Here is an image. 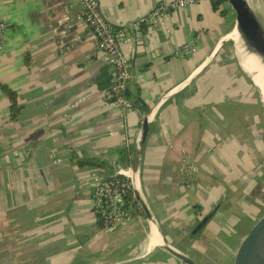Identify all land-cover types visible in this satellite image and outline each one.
<instances>
[{
  "label": "crops",
  "instance_id": "0c3cea01",
  "mask_svg": "<svg viewBox=\"0 0 264 264\" xmlns=\"http://www.w3.org/2000/svg\"><path fill=\"white\" fill-rule=\"evenodd\" d=\"M159 1L98 0V9L129 34ZM226 4L215 9L199 0L171 10L144 26L139 42L120 43L132 103L122 109L106 93L113 78L106 55L75 20L77 0H0V83L19 104L11 119L0 89V264H184L162 248L136 199L131 220L101 228L91 180L111 176L118 165L137 164L160 231L196 264L211 261L217 241L232 237V244L248 228L264 197V109L234 43L219 47L186 87L159 103L139 150L135 145L144 116L139 98L149 111L195 72L234 27ZM196 36L189 55H175ZM184 155L193 166L189 181L178 172ZM217 203L216 217L192 236Z\"/></svg>",
  "mask_w": 264,
  "mask_h": 264
},
{
  "label": "built area",
  "instance_id": "2783aa9c",
  "mask_svg": "<svg viewBox=\"0 0 264 264\" xmlns=\"http://www.w3.org/2000/svg\"><path fill=\"white\" fill-rule=\"evenodd\" d=\"M80 10L75 20L84 23L92 32L97 48L108 57V64L113 74L107 95L113 103L122 109L131 107L129 100L123 96V90L129 79V64L120 49V43L130 39V34L124 29L112 27L98 9V0H77ZM199 0H162L153 5L144 15L134 20L131 33L135 41L142 38L143 27L154 23L171 10L184 8ZM6 22L0 15V49L4 46ZM198 40V36L189 43L181 45L175 52L179 57L189 55ZM184 155L178 171L188 175L190 165ZM131 166L118 165L111 176L103 177L95 174L91 180V198L93 213L104 230H113L131 220L134 216L132 202L134 195L131 186Z\"/></svg>",
  "mask_w": 264,
  "mask_h": 264
},
{
  "label": "water",
  "instance_id": "95a60500",
  "mask_svg": "<svg viewBox=\"0 0 264 264\" xmlns=\"http://www.w3.org/2000/svg\"><path fill=\"white\" fill-rule=\"evenodd\" d=\"M226 2L228 3L230 9L232 10L235 16L234 27L230 32L225 34L215 43L209 54L205 57V59L203 60L201 65L195 70V72L192 75L188 76L186 79H184L182 83L178 85L173 91L161 97V99H159L156 105L149 111H148V105L139 98V101L141 103L139 109L144 111V116L142 118V127L140 131V135L136 140V144H135L138 150L143 143L146 134L147 123L150 117L152 116L153 112L155 111L156 107L159 105V103L172 97L173 95L181 91L184 87H186L192 81V79L204 69L211 55L225 43L232 42L235 44L237 41H239L245 52L249 55L250 58L254 60L255 64L258 67L263 68L264 70V18L259 14L257 9L258 7L255 6V4H252L249 0H226ZM129 34H130L129 40H132L136 43L132 33L130 32ZM106 61L108 63V57H106ZM244 70L246 72V75L251 80V83L255 87L264 109V98L261 87L255 81L253 75L249 71H247L245 67ZM129 74H130V70H129ZM123 96L126 97L128 100L131 96L127 85H125V88L123 90ZM129 102L131 103L130 100ZM130 166H131L130 180H131V186H132V192L134 198L141 206L145 216L147 217L149 224L157 229L160 235V244L162 248L172 256L179 259L184 264H195L189 255L183 253L174 246L170 245L166 240V238L164 237V235L162 234V232L160 231L157 221L151 214V211L147 203L145 202V198L143 197L137 164L133 163ZM218 208H219V203L214 207L212 211H210L200 220L197 221V223L194 225L191 231L192 236H197L200 233V231L209 223V221L215 215ZM263 263H264V212L258 218V220H256L255 223L250 227V229L242 236V238L240 239L238 245L232 252L226 264H263Z\"/></svg>",
  "mask_w": 264,
  "mask_h": 264
},
{
  "label": "rangeland",
  "instance_id": "374dc122",
  "mask_svg": "<svg viewBox=\"0 0 264 264\" xmlns=\"http://www.w3.org/2000/svg\"><path fill=\"white\" fill-rule=\"evenodd\" d=\"M252 4H255V6H257L258 8V12L261 16H263L264 18V11L261 10L260 7H264V0H249ZM261 5V6H260ZM220 6L222 7H226L227 4L225 2H222L220 4ZM262 7V8H263ZM230 15H231V18L235 17L234 16V13L232 11H230ZM262 122L264 123V119L262 118ZM187 160V163H189V158L186 159ZM264 184V183H263ZM261 186V185H260ZM259 188H262L260 187ZM260 192V191H259ZM260 202L259 204V207L258 206H255L256 207V214H252L250 213V215H248L249 217L252 218V220L250 221V223L248 224V228L246 229H243V230H240V231H237V233L239 232L240 234L238 235L237 239L231 244V240H232V237H229V238H223L221 241H217L216 244H215V248H214V252H213V255L211 256V261L209 262H206V264H225V262H227V258H228V255L230 253H232L233 251V247L236 243V241L238 242L241 237L249 230L251 224H254L256 220H258V218L261 216V214L264 212V197H260V198H257ZM246 216V217H248ZM118 228V227H117ZM226 230L229 232V233H232L234 231V227H233V224L231 225V222H229L227 224V228ZM228 233V234H229ZM232 245V246H231ZM197 264H202L200 262L197 261Z\"/></svg>",
  "mask_w": 264,
  "mask_h": 264
},
{
  "label": "bare ground",
  "instance_id": "6f19581e",
  "mask_svg": "<svg viewBox=\"0 0 264 264\" xmlns=\"http://www.w3.org/2000/svg\"><path fill=\"white\" fill-rule=\"evenodd\" d=\"M235 46H236L237 53L241 59L243 66L247 69V71H249L253 75L255 81L261 87L263 91V98H264V72H263L264 70L263 68L258 67L255 64L254 60L250 58L249 55L245 52V50L243 49L239 41L235 43Z\"/></svg>",
  "mask_w": 264,
  "mask_h": 264
},
{
  "label": "trees",
  "instance_id": "16d2710c",
  "mask_svg": "<svg viewBox=\"0 0 264 264\" xmlns=\"http://www.w3.org/2000/svg\"><path fill=\"white\" fill-rule=\"evenodd\" d=\"M211 1L213 4V8H215V9L218 8V6L222 2L227 3L226 0H211ZM221 12L224 14L226 12V10L223 9V10H221ZM0 89L4 94H6L8 96V99L10 102V118L16 119L18 112H19V104L17 103L16 92L14 90H12L11 88H9L7 85L1 84V83H0ZM139 211H140V209H139Z\"/></svg>",
  "mask_w": 264,
  "mask_h": 264
},
{
  "label": "flooded vegetation",
  "instance_id": "af4514ba",
  "mask_svg": "<svg viewBox=\"0 0 264 264\" xmlns=\"http://www.w3.org/2000/svg\"><path fill=\"white\" fill-rule=\"evenodd\" d=\"M260 6H261V5H260ZM260 8H261V10L264 11V7H263V8L260 7ZM189 165H190V170H189V174H188V175H181V174L179 173L181 176H183V177H184L185 179H187L188 181L191 179L192 171H193V166H192L190 163H189ZM178 172H179V171H178ZM217 204H218V203H217ZM217 204H215L214 207H215ZM214 207H213L210 211H212V210L214 209ZM219 208H220V205H219ZM219 208H218V210H219ZM218 210L216 211V213H215V215L212 217V219H213L214 217H216V214H217ZM210 211H209V212H210ZM209 212H208V213H209ZM205 215H206V214H205ZM205 215H204V216H205ZM202 217H203V216H202ZM202 217H201V218H202ZM201 218H200V219H201ZM200 219H198V220H200ZM212 219H211V220H212ZM192 260H193V259H192ZM193 261H194V260H193ZM194 263H195V261H194ZM195 264H196V263H195Z\"/></svg>",
  "mask_w": 264,
  "mask_h": 264
}]
</instances>
